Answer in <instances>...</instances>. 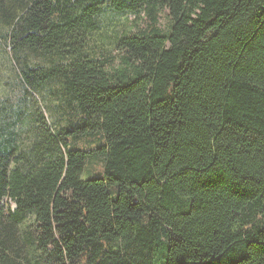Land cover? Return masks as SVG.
<instances>
[{
  "label": "trees",
  "instance_id": "obj_1",
  "mask_svg": "<svg viewBox=\"0 0 264 264\" xmlns=\"http://www.w3.org/2000/svg\"><path fill=\"white\" fill-rule=\"evenodd\" d=\"M107 11L138 19L115 62L88 48ZM0 23L32 101L0 141V264H264V0H0Z\"/></svg>",
  "mask_w": 264,
  "mask_h": 264
},
{
  "label": "rangeland",
  "instance_id": "obj_2",
  "mask_svg": "<svg viewBox=\"0 0 264 264\" xmlns=\"http://www.w3.org/2000/svg\"><path fill=\"white\" fill-rule=\"evenodd\" d=\"M142 15V13L140 14ZM137 14L132 12L107 11L98 19L99 28L89 40V53L93 57L107 59L111 62L118 60L116 43L119 37L127 32L138 19ZM7 27L0 23V141L3 137H9V133L16 125V117L21 107H31L32 101L27 99L22 102L23 86L19 76V69L11 54V47L4 35ZM39 101V97L34 95ZM24 103V104H23ZM41 104V102H39ZM23 104V106H20ZM94 164L102 165L99 160H93ZM84 173L82 176L87 177Z\"/></svg>",
  "mask_w": 264,
  "mask_h": 264
}]
</instances>
